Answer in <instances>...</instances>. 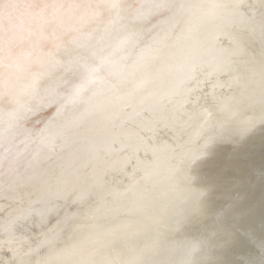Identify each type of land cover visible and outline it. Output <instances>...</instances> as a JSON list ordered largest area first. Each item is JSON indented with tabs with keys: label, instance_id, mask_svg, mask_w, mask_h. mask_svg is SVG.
I'll use <instances>...</instances> for the list:
<instances>
[{
	"label": "bare ground",
	"instance_id": "6f19581e",
	"mask_svg": "<svg viewBox=\"0 0 264 264\" xmlns=\"http://www.w3.org/2000/svg\"><path fill=\"white\" fill-rule=\"evenodd\" d=\"M0 264H264V0H0Z\"/></svg>",
	"mask_w": 264,
	"mask_h": 264
}]
</instances>
